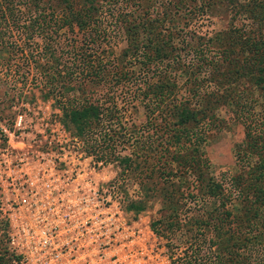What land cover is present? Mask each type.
<instances>
[{"label": "trees", "instance_id": "1", "mask_svg": "<svg viewBox=\"0 0 264 264\" xmlns=\"http://www.w3.org/2000/svg\"><path fill=\"white\" fill-rule=\"evenodd\" d=\"M214 12L233 17L226 30L209 39L191 31L195 17ZM109 23L125 41L117 52ZM12 30L25 34L22 42L12 41ZM19 52L35 62L43 98L53 100L59 124L83 143L85 155L116 161L120 174L134 175L142 198L126 211L137 216L158 200L160 215L150 223L157 237L209 231L213 264H246L248 243L262 233L245 230L264 224V119L255 99L243 98L264 94V0H0V62L10 66ZM187 54L195 69L183 62ZM129 88L144 110L142 124L129 123L120 106ZM229 121L244 131L240 173L232 179L235 213L226 209L232 191L208 175L200 150ZM191 202L202 212L189 213ZM8 227L0 212V264L18 260Z\"/></svg>", "mask_w": 264, "mask_h": 264}, {"label": "rangeland", "instance_id": "2", "mask_svg": "<svg viewBox=\"0 0 264 264\" xmlns=\"http://www.w3.org/2000/svg\"><path fill=\"white\" fill-rule=\"evenodd\" d=\"M41 11L42 9L39 8L31 13L37 14ZM230 15L214 12L211 16L208 14L201 18L195 17L196 19L194 18L189 26L195 34L209 39L216 32L228 28L233 20ZM104 21L108 23L107 19ZM112 26L109 23L107 27L111 34L114 51L117 52L125 47V41L122 32L112 30ZM12 37V41L20 43L25 34L12 30ZM35 40L38 41V38ZM185 58L187 61L183 62L190 64V69H195V63L189 61L191 56L187 54ZM34 63V61H25L21 55L15 56L10 66L8 63L5 65V62L4 64L0 62V126L8 132L5 141H0V161L3 159L2 154H7L8 157L11 155L12 161L14 158L21 159V162L17 163H20L19 167L24 171L37 173L38 169H51L56 173L66 174L65 177L70 176L72 179L82 176L78 180L79 183L92 182L107 191V195H112V201L118 204L119 214L116 218L122 230L121 246L111 248V257H118L121 264H213L214 250L209 240V231L202 236V232L197 231L196 228L189 234L180 230L173 238L167 240L166 237H157L150 229L151 221L160 215L158 200L148 203L146 209L137 216L126 211V205L130 201L142 198L137 181L132 177L134 175L120 174V166L116 161L103 164L85 155L83 143L73 139L59 124L60 112L53 106V100L43 98L42 93L45 89ZM200 77L207 81V74L203 73ZM181 81L183 80L180 79L179 82ZM206 85L208 89H211V85ZM130 90L133 89L129 88L127 92H121L120 106L123 107L129 123L133 120L136 124H142L145 120L144 110L139 101L131 100L133 91L130 93ZM122 98L125 99L122 100ZM243 98L248 102L254 98L257 103L255 105L257 116L264 119V94L256 93L254 96L248 94ZM226 111L223 108L220 114L228 119L229 115ZM243 139L244 131L241 124L229 121L226 126L213 129L200 149L208 162L206 169L208 175L222 183L227 193L232 191L231 198L235 201L231 202L232 204H229L226 209L233 213L236 212L234 206L239 203L237 200L239 196L232 186V179L240 173L236 155L239 146L243 145ZM128 151L123 153L127 154ZM17 163L12 164L15 166ZM198 205L200 206L201 203L191 202L189 213L198 214V211L201 213L203 209H200ZM210 208L212 206L207 205L206 209ZM231 227L236 229L234 223ZM245 231L248 236L262 233L259 242L248 243L246 264H264V224H253ZM132 233H134L133 238H126ZM131 239H134L133 243L130 242ZM89 259L91 258L86 259L87 263ZM108 263L106 259L93 264Z\"/></svg>", "mask_w": 264, "mask_h": 264}, {"label": "built area", "instance_id": "3", "mask_svg": "<svg viewBox=\"0 0 264 264\" xmlns=\"http://www.w3.org/2000/svg\"><path fill=\"white\" fill-rule=\"evenodd\" d=\"M2 158L0 212L9 225V250L18 257L14 264H93L106 259L121 264L111 257V248L121 246L122 230L112 195L92 182L79 183L82 176L72 179L51 169L28 172L19 167L21 159L12 161L7 154Z\"/></svg>", "mask_w": 264, "mask_h": 264}]
</instances>
